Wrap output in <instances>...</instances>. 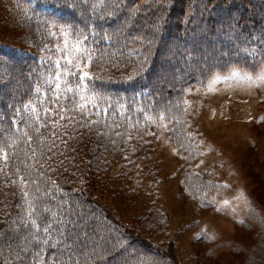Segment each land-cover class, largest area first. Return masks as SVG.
Listing matches in <instances>:
<instances>
[{
	"label": "trees",
	"instance_id": "obj_1",
	"mask_svg": "<svg viewBox=\"0 0 264 264\" xmlns=\"http://www.w3.org/2000/svg\"><path fill=\"white\" fill-rule=\"evenodd\" d=\"M6 1L16 5L18 20L11 38L0 40V129L4 142L12 145L3 152L13 154L7 162L0 158V264H55L50 254L68 261L69 246L79 264H140L142 257L150 264H176L170 246L152 242L157 229L167 232L156 198L163 182L155 144L164 131L192 163L193 117L185 104L187 89L234 68L260 67L264 0H122L111 20L96 19L91 5L82 0ZM53 20L78 31L109 34L106 39L94 38L95 56L85 71L99 91L126 106L106 121L92 110L76 111L75 104L67 105L73 109L67 112L52 107L53 114L41 121L44 127L37 125L34 131L20 126L16 131L15 109L33 98L34 73L40 70L44 49L60 42L46 31L45 21ZM145 60L146 68L133 78ZM156 114L165 118L157 119ZM13 133L15 141L9 139ZM117 166L127 171L122 178L137 175L151 182L155 191V198L143 205L144 225L137 229L126 226L94 198ZM17 170L21 176L31 171L42 188L55 191L47 201L63 225H53L57 232L50 242L55 247L29 244L26 239L25 189L12 183L18 180ZM182 176L192 192L207 188L189 170ZM41 247L44 255L37 258Z\"/></svg>",
	"mask_w": 264,
	"mask_h": 264
},
{
	"label": "rangeland",
	"instance_id": "obj_2",
	"mask_svg": "<svg viewBox=\"0 0 264 264\" xmlns=\"http://www.w3.org/2000/svg\"><path fill=\"white\" fill-rule=\"evenodd\" d=\"M16 9L0 0V40L11 38ZM237 69L252 72L234 68L219 82L216 74L205 85L187 89L195 149L191 164L164 131L155 144L163 182L156 198L167 232L157 229L152 242L170 246L176 264H264V82L228 78ZM183 170L203 179L207 188L189 190ZM126 172L114 168L94 198L137 229L144 225L143 205L155 191L137 175L122 178Z\"/></svg>",
	"mask_w": 264,
	"mask_h": 264
},
{
	"label": "snow or ice",
	"instance_id": "obj_3",
	"mask_svg": "<svg viewBox=\"0 0 264 264\" xmlns=\"http://www.w3.org/2000/svg\"><path fill=\"white\" fill-rule=\"evenodd\" d=\"M82 2L91 5V12L96 19L107 18L111 20L114 13L119 10L122 0H82ZM45 24L50 37L60 42L54 43L51 47L46 46L44 49L46 55L39 61L40 70L34 73L37 79L33 86V98L22 108L15 109L16 115L12 118V126L16 131L20 130V126H26L37 131V125L44 127L45 125L41 121L53 114L52 107H57L64 112L72 111L73 109L67 106L69 104L77 105L75 110L82 114H87L89 110H92V114L103 117L105 121L114 114L119 115L124 110L126 102L111 100L104 92L99 91L92 83L93 78L85 71L86 68L92 65L95 56V48L92 46L94 38L99 36L101 39H106L109 34L105 32L101 35L95 30L78 31L68 25L62 26L54 20L45 21ZM54 55L58 57L56 60L52 59ZM9 59L11 58L9 57ZM146 66V60L142 61L141 68L136 70L133 78L139 75ZM222 75L217 74L216 79L218 82ZM228 78L248 82H264V61H261L260 67L252 72H242L239 69L233 70L228 74ZM147 95H151V93H147ZM62 100L66 103H60ZM135 102V99H133V103ZM46 105H50V107ZM127 107H130V105H127ZM140 110L141 112L145 111L143 107ZM168 111V109L165 110L166 115ZM60 118L70 119L66 116ZM156 118L163 119L165 117L156 114ZM99 122L97 120L93 123ZM2 123L3 116L0 114V125ZM4 135L5 133L0 129V158L7 162L13 154L3 152V149L12 146L4 142ZM24 135L28 136V133L25 132ZM9 139L15 141L18 137L13 133ZM25 167L28 166L25 165ZM16 174L18 180H13L12 183H19L22 189H25L23 196L28 205L25 209L27 217L22 221L23 226L29 231V236L26 237L28 243H35L37 246L55 247L50 242L52 236L57 232L53 225L60 223V226H63L60 218L47 206V201L55 195V191L50 192L46 188H42L32 178L31 171L21 176L19 170H17ZM30 188L33 189L31 193L27 191ZM42 192L43 195H41ZM43 255L44 249L41 247L36 256L40 258ZM50 255L55 264H79V261L72 259L70 246L68 248V261H60L58 256ZM140 264H150V262L147 257H142Z\"/></svg>",
	"mask_w": 264,
	"mask_h": 264
}]
</instances>
